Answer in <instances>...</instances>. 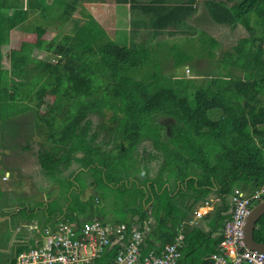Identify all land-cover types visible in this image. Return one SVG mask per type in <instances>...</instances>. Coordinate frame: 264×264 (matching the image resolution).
Masks as SVG:
<instances>
[{
  "label": "trees",
  "instance_id": "1",
  "mask_svg": "<svg viewBox=\"0 0 264 264\" xmlns=\"http://www.w3.org/2000/svg\"><path fill=\"white\" fill-rule=\"evenodd\" d=\"M42 1L28 0V9L21 14L18 9L3 14L0 6V126L16 137L18 118L33 112L34 124L45 128L49 141L45 151L37 152L42 174L60 183L76 212L71 220L81 224L87 214L127 223L136 215L140 223L152 218L149 249L173 241L184 227L180 264H212L209 256L217 250L231 216L230 195L236 187L252 192L264 183V0L207 1L219 26H242L251 35L241 37L232 49L219 51V74L204 85L191 75L156 77L159 66L167 63L153 62L164 60L159 45L169 40L123 46L92 15L85 23L73 19L75 4ZM35 7L42 8V18L49 15L65 23L69 19L71 29L55 26L57 34L45 38L49 23L28 22L29 9ZM146 8L158 17L157 28H167L177 21L176 11L186 7ZM161 11L168 12L169 22L162 21ZM16 27L36 34L37 41L29 50L12 49L10 67L4 68L2 49ZM206 40L207 49L220 44L214 37ZM173 50L176 63L194 58L185 48ZM54 56L58 58L52 62ZM43 107L46 112L40 113ZM92 114L101 116L102 127L108 130L102 141L98 131L92 132ZM159 116L170 119L165 138L166 123L157 121ZM146 140L157 149L148 158L140 151ZM74 161L80 163L77 173L64 176ZM87 172L94 177L90 182L84 177ZM90 185L98 195L84 199ZM212 193L221 203L204 216V227L191 224L198 204ZM2 194L0 188V202ZM63 194L51 203H61ZM104 202L109 205L100 206ZM48 220L42 227L57 219ZM254 236L264 242V215ZM28 245L26 239L18 241L17 251Z\"/></svg>",
  "mask_w": 264,
  "mask_h": 264
},
{
  "label": "rangeland",
  "instance_id": "2",
  "mask_svg": "<svg viewBox=\"0 0 264 264\" xmlns=\"http://www.w3.org/2000/svg\"><path fill=\"white\" fill-rule=\"evenodd\" d=\"M56 5V4H55ZM58 8V7H56ZM55 9V8H54ZM36 11H29L28 15L29 24L38 25V15L35 14ZM54 16L57 13L53 12ZM48 15V14H47ZM42 18L43 23L50 22L51 19L54 20L53 25L57 28H67L71 27V24L61 21V18ZM55 27V28H56ZM56 28V29H57ZM57 30L48 31L45 34V38L51 39L57 34ZM219 38L222 40L221 46L217 48V51H220L223 47L231 49L233 45L236 44L238 37L242 35H251L245 27L240 31H234L231 33L230 26L222 27L218 30ZM114 34V33H113ZM117 37L118 42L126 40V37H120V34H114ZM183 36V35H182ZM197 36L205 38V33L198 32ZM205 36V37H204ZM183 45L179 43L173 44H160L161 51L163 52V61L161 59L153 62V64H158V62L167 63L161 64L157 71V76L160 79L167 80L171 79L175 75H180L183 77H195V81L199 83L198 85H204L208 78L212 76H217L219 74V58L212 59L210 57H202L199 59L198 54L207 55L208 49L203 44H199L197 39L188 38V36L183 37ZM37 35L30 33L28 31H16L12 32L11 38L8 44H5L2 49L3 55V65L4 67L10 66L9 54L12 49H24L29 50L36 43ZM176 47L185 48L187 52L194 54V58L190 60L183 59L182 62L176 63L175 55H171ZM169 58H166L169 55ZM58 56L51 58L52 62L56 61ZM158 61V62H157ZM154 68V66H153ZM46 99H53L52 95H47ZM40 113L46 112V107L41 108ZM33 113V112H32ZM31 112L20 116L18 119L20 125V134L18 136L10 135L7 127L2 128L0 126V188L3 190L1 202H0V241L4 244L13 243L16 245L18 241L28 237L31 230V227L37 225L41 227L48 219H57V220H71L72 216L76 213L72 212L69 207L68 200L64 197L61 190V185L57 181H50L49 178L44 177L42 174L41 165L38 162L37 152L45 151L47 144L49 143L47 136L44 133L45 128L41 125L37 127L34 122V115ZM63 113L60 114V118L63 116ZM111 115V112L108 113V116ZM92 118V132L98 131L99 137L98 140L102 141L107 133V129L102 127L103 118L96 114L90 115ZM157 121L165 122L166 125L162 130V135L165 138L166 134L170 132L169 120L166 116H159L156 118ZM16 121H18L16 119ZM107 124H111V121H107ZM3 125V122L0 123ZM18 127V125H17ZM52 143V140H50ZM30 145L29 150L25 149L24 145ZM112 146V145H111ZM156 150L153 147L151 141H144L140 146V151L142 157L148 158L150 152H155ZM81 155V154H80ZM159 161H152V166L157 169ZM80 168V163L74 161L71 166L64 172V176H69L70 173H77L76 171ZM85 179L90 182L94 177L87 172L84 174ZM62 184V183H61ZM63 185V184H62ZM92 193L98 192L94 189L93 185L87 187V189L82 194V197L85 199L86 196L91 195ZM252 193V192H250ZM63 194L60 199L61 203H51L57 197ZM215 197V193L210 195ZM216 198V197H215ZM99 200V197L96 198ZM260 201V200H259ZM258 201V202H259ZM107 202V201H106ZM100 203V206H108L109 203ZM216 203H221L220 200H215ZM218 203V204H219ZM33 216V217H32ZM138 216V215H136ZM134 216V217H136ZM32 217V218H31ZM84 218L90 219V215H84ZM194 218V215H193ZM197 224L205 226V223L202 219H196ZM49 224V223H48ZM32 235V234H31ZM29 235V237L31 236ZM28 237V238H29ZM27 238V240H28ZM20 239V240H19Z\"/></svg>",
  "mask_w": 264,
  "mask_h": 264
},
{
  "label": "built area",
  "instance_id": "3",
  "mask_svg": "<svg viewBox=\"0 0 264 264\" xmlns=\"http://www.w3.org/2000/svg\"><path fill=\"white\" fill-rule=\"evenodd\" d=\"M262 199L264 183L252 193L234 189L229 198L231 216L217 250L209 256L212 264H264V252L250 248L245 240L247 219ZM212 209L214 203L205 199L190 223ZM153 222L150 218L140 223L139 217H132L128 223L94 218L81 224L61 219L45 227L34 225L28 237L32 235L25 237L28 247L19 252L17 244L0 241V264H180L185 228L179 229L173 241L149 249L147 238Z\"/></svg>",
  "mask_w": 264,
  "mask_h": 264
},
{
  "label": "crops",
  "instance_id": "4",
  "mask_svg": "<svg viewBox=\"0 0 264 264\" xmlns=\"http://www.w3.org/2000/svg\"><path fill=\"white\" fill-rule=\"evenodd\" d=\"M27 1L28 0H0L1 10L3 11V14L7 13L6 15L14 13L15 9L16 10L18 9L20 14L21 12L24 13V11L28 9ZM43 1H45V3L47 2L51 4L52 0H43ZM43 1L42 4L44 3ZM66 1L76 5V10L73 12L71 16L73 19L76 18L79 19L81 23H85L88 20L89 14L92 15L93 18L97 20L99 25L109 34L110 37L114 38L116 42H118V39L117 37L114 36V34L117 35L120 34V37H126L127 41L123 40L121 41V43L118 42L120 45L123 46H131L133 44L134 45L136 44L138 46H149L152 43H158L162 41V39L169 40V43L172 42L173 44L179 43L183 45V40H184L183 37L185 36H188V38L191 36V38L193 39L198 38L197 41L199 42V44L205 45L207 41L206 40L207 37L210 36L216 38L220 42V44L219 45L212 44L208 46L209 48L208 52H210V54L208 56L202 54L198 58L201 59L202 57H210L212 59H216L217 54L219 53V51H217V48L222 44V40L219 38L220 35L218 33V30L222 29V26H219V24L215 22V20L211 17V13L207 7V1H212V0H126V1L66 0ZM175 5H183L186 8L180 11H176L177 13L175 19L177 21H175V24L170 25L167 28H157L155 26V21H157L158 19L156 14L151 12V10H148V8H146V10L144 9L145 6L157 8V7H170ZM41 7H35L29 9L30 12L31 10L36 11L35 14L38 15L37 17L38 23L42 21ZM161 12H164L161 13L162 21L166 23L169 22L170 20L168 19V12L167 11L166 12L161 11ZM159 14L160 13H157V15ZM28 15H30V13H28ZM165 17L166 19H164ZM47 23H49L48 24L49 32L57 30L53 25L54 23L53 19H51L50 22L48 21ZM67 23L71 24L72 26V23L71 21H69V19ZM67 28L71 29L70 26H68ZM237 29L240 31L241 29H243V27L238 26L237 28H234L233 26H230L231 33L237 31ZM16 31L19 32L25 30L22 27H16L12 30V32H16ZM198 32L205 33L206 37L204 36L205 38H201L197 36ZM243 36L246 35L241 34V36L238 37L236 44L239 41V39ZM2 66L4 67L3 61H2ZM8 67H4V68H8ZM246 192L250 193L248 191ZM210 195L206 199H210L212 203H214V209L209 210L202 217H200V219L202 220L204 219L205 215L209 213H213V211L215 210L216 206L219 203V202L218 203L215 202L218 196H215L216 197L215 198V197H211ZM202 202H200L198 206ZM198 206L196 207V209L198 208ZM194 217H195V211H194ZM94 218L97 217H92L86 220H91ZM193 219L194 218H192L191 220ZM57 221L58 220H55L54 222L51 221L49 222V224H55ZM195 221L196 219L191 224L199 225ZM0 258H2V256H0Z\"/></svg>",
  "mask_w": 264,
  "mask_h": 264
},
{
  "label": "water",
  "instance_id": "5",
  "mask_svg": "<svg viewBox=\"0 0 264 264\" xmlns=\"http://www.w3.org/2000/svg\"><path fill=\"white\" fill-rule=\"evenodd\" d=\"M264 215V199L257 202L247 219L246 229H245V240L250 248L258 249L264 252V242H259L255 239L254 232L257 222Z\"/></svg>",
  "mask_w": 264,
  "mask_h": 264
}]
</instances>
